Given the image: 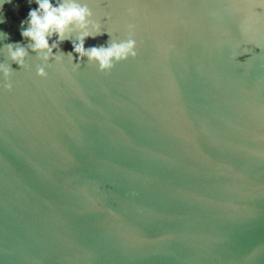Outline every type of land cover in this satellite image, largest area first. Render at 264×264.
Returning a JSON list of instances; mask_svg holds the SVG:
<instances>
[{"label":"water","instance_id":"water-1","mask_svg":"<svg viewBox=\"0 0 264 264\" xmlns=\"http://www.w3.org/2000/svg\"><path fill=\"white\" fill-rule=\"evenodd\" d=\"M80 2L137 56L39 77L27 0L0 9V264H264V5Z\"/></svg>","mask_w":264,"mask_h":264},{"label":"clouds","instance_id":"clouds-1","mask_svg":"<svg viewBox=\"0 0 264 264\" xmlns=\"http://www.w3.org/2000/svg\"><path fill=\"white\" fill-rule=\"evenodd\" d=\"M5 3H12V0H0V9ZM27 3L30 8L26 18L20 21V35L30 41L31 50L43 61V65L36 69L39 77H46V67L54 65L62 67L68 63L73 68H78L85 58L89 64L97 66L99 71L108 72L115 63L137 56V42L132 38V26H129L128 38L118 40L107 27L102 28L100 23L91 20V9L80 0H27ZM259 3L264 5V0H259ZM32 4L36 7L32 8ZM4 23L6 18L0 12V24ZM105 32L109 35L107 46L85 47L88 38L95 39ZM8 37L9 34L0 29V41H5ZM65 41L72 45L69 52L61 49ZM3 47L15 64L25 67L28 53L20 42L7 43ZM10 75V67L0 63V76L5 81L3 88L9 91L12 89V84L8 82Z\"/></svg>","mask_w":264,"mask_h":264}]
</instances>
